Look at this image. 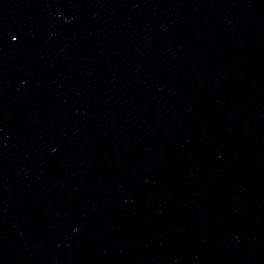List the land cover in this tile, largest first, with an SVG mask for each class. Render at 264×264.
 Wrapping results in <instances>:
<instances>
[{"label": "water", "instance_id": "water-1", "mask_svg": "<svg viewBox=\"0 0 264 264\" xmlns=\"http://www.w3.org/2000/svg\"><path fill=\"white\" fill-rule=\"evenodd\" d=\"M0 264H264V0H0Z\"/></svg>", "mask_w": 264, "mask_h": 264}]
</instances>
